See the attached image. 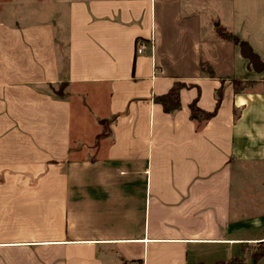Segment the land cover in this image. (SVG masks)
I'll return each instance as SVG.
<instances>
[{"label":"crops","instance_id":"0c3cea01","mask_svg":"<svg viewBox=\"0 0 264 264\" xmlns=\"http://www.w3.org/2000/svg\"><path fill=\"white\" fill-rule=\"evenodd\" d=\"M215 23L264 62V0H77L64 34L0 23V264L213 263L264 240V71ZM194 99L214 114L192 119Z\"/></svg>","mask_w":264,"mask_h":264},{"label":"trees","instance_id":"16d2710c","mask_svg":"<svg viewBox=\"0 0 264 264\" xmlns=\"http://www.w3.org/2000/svg\"><path fill=\"white\" fill-rule=\"evenodd\" d=\"M215 34L225 40L231 41L233 44L239 47V51L243 57H245L248 61L249 68H252L255 71H262L264 68V62L260 60L259 56L253 51L251 46L246 40L240 39L237 35L227 30L224 26L219 23H215L214 25ZM201 70L209 76H212L213 73L210 67L206 64H200ZM239 81L234 80L233 84L235 89H238L237 84ZM186 86L184 83L173 82L169 90L161 95H156L153 97V100L159 103L165 112H173L180 107L179 100V90L180 88ZM66 82L61 84L59 89L52 88L55 95L61 98H67L69 95L65 92ZM217 104L219 102V95L217 99ZM189 111L190 117L195 120H204L210 118L214 111H205L204 109L197 106L195 99L189 103ZM100 124L104 125V121H99ZM264 257V240L259 241L256 245L255 249L251 251L249 254V262L247 264H257V261L260 258ZM120 264H142V260L140 259H132V260H122ZM196 264H245L239 256H233L228 259H220L216 260L213 263H203L198 262Z\"/></svg>","mask_w":264,"mask_h":264},{"label":"rangeland","instance_id":"374dc122","mask_svg":"<svg viewBox=\"0 0 264 264\" xmlns=\"http://www.w3.org/2000/svg\"><path fill=\"white\" fill-rule=\"evenodd\" d=\"M73 1L77 0H0V23L13 25L49 21L51 24L58 25L60 33L64 34V28L61 29V26L66 27L65 23L69 19V6ZM138 47L140 46L137 45L136 48ZM62 83L56 85V89H59ZM258 242L249 243L244 247V255L240 258L245 264L249 262V254ZM257 264H264V257L260 258Z\"/></svg>","mask_w":264,"mask_h":264},{"label":"built area","instance_id":"2783aa9c","mask_svg":"<svg viewBox=\"0 0 264 264\" xmlns=\"http://www.w3.org/2000/svg\"><path fill=\"white\" fill-rule=\"evenodd\" d=\"M136 52H137V53H140V52H141V48L138 47V48L136 49Z\"/></svg>","mask_w":264,"mask_h":264}]
</instances>
